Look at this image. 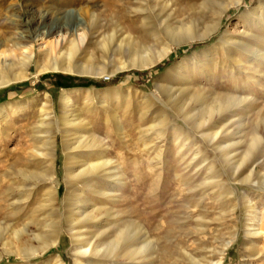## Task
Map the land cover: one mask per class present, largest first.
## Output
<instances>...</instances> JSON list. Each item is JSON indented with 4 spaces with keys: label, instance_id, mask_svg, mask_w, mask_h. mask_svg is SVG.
<instances>
[{
    "label": "rangeland",
    "instance_id": "obj_1",
    "mask_svg": "<svg viewBox=\"0 0 264 264\" xmlns=\"http://www.w3.org/2000/svg\"><path fill=\"white\" fill-rule=\"evenodd\" d=\"M220 1L224 0H0V52L15 63L14 70H21L17 60L30 52V46L35 60H43L42 48L59 38L64 42L59 50L76 43V63L101 70L36 75L32 64L26 79L0 88V106L6 108L0 114V264H76L66 220L58 245L40 251L29 263L18 253L41 246L49 237L43 233L45 222L56 220V216L48 220L49 211L38 208L44 199L38 175L48 164L42 144L54 134L61 204L68 190L67 166L77 167L102 155L116 167L120 181L112 196L91 197L98 211L94 226L82 228L87 236L100 237L99 243L105 244L133 224L154 244L151 254L131 259L122 243L115 255L92 256L87 264H264V58L239 49L229 57L219 45L225 30H241L242 14L258 7L260 20L244 41L264 52V0L231 5L218 30L176 45L154 64L134 62L140 56H157L173 42L171 30L183 25L191 24L196 35H202L218 17ZM79 19L84 25L74 30ZM19 33L25 37L17 40ZM215 45L219 65L209 75H193L186 91L184 81L170 70L183 58L209 52ZM158 80L182 87L178 102L186 104L194 97L186 106L190 113L224 99L226 129L214 124L215 113L209 119L200 112L207 122L199 128L186 122L162 98ZM67 90H78L71 115L78 118V132L71 134L66 147L60 129L64 128L61 96ZM46 93L53 103L43 111ZM217 131L222 146L232 145L234 166L203 136ZM178 133L182 138L174 140ZM83 136L96 138L92 148ZM17 199L18 204L12 205ZM104 230L99 237L91 233ZM144 240L139 234L132 242L138 245Z\"/></svg>",
    "mask_w": 264,
    "mask_h": 264
},
{
    "label": "bare ground",
    "instance_id": "obj_2",
    "mask_svg": "<svg viewBox=\"0 0 264 264\" xmlns=\"http://www.w3.org/2000/svg\"><path fill=\"white\" fill-rule=\"evenodd\" d=\"M224 1H228V2H224ZM224 1L222 3H221V1H220V3L218 2L219 3V10L217 12L218 17L214 20V22L207 24L204 27L202 35H199V36L196 35V30L193 28V26L191 24L183 25L178 29L171 30L173 42L166 45V47L162 48L163 50H161L157 56H154V57H141L140 56V58L137 57L134 60V62H139L140 66H145L147 64H154L158 60L167 57L171 53V50L173 48H175L176 45L181 44L182 42H188L189 40L194 39L196 37L205 38L208 35H211L212 33H214L216 30H218V28L220 26L222 14L225 13L231 7V5H233V4L238 5L242 2V0H224ZM249 13H251V16H249ZM257 13H258V7L253 9V11H251V12L245 11L242 14V17L244 18V24H243L241 30H239V31L236 30L234 32L233 31L230 32V29L225 30L223 37H221V39L219 41V45H222V47L225 51V54L227 56L233 57L234 54L236 53L235 49L236 50L239 49L241 51L248 52L249 54L256 53L261 58H264V52L263 51L262 52L256 51V49L253 46L247 44L244 41L245 38H247V36L248 37L251 36L252 27L254 25H256L260 20L258 18ZM82 25H84V22L82 19H79L74 25V30H77ZM53 32H54L53 30H50V32L48 34L51 35ZM24 37H25L24 34L19 33V35L16 36V39L20 40L21 38H24ZM61 44H64V42L62 39L60 40V38H59V40L57 39V41L55 43L45 44L44 48H42V50H41V56L43 57V60H35V56H36L35 51L33 50V47L30 46L29 47L30 52L28 54H24L19 60H17L18 63L16 61L17 65H19L21 67L20 71L14 70L15 69L14 66H16V65L13 61H11L9 59V57H7V55H5V52H0V88L7 87L16 81L26 79L28 76L29 67L32 64H35L36 75L41 74L43 72H47V71H58V70L64 71V72H75V73L82 74V75L100 74L101 73L100 69H98L92 65H84V64L76 63V61L74 59L75 50H76V43L74 41L70 42V45L68 46V48H66V50H62V47L59 50L58 46H60ZM219 45L213 46L209 52L204 51V53H202V54H195L193 56L183 58L181 61H179L170 70V73H173V75H176L178 77L177 79L184 81L183 83H185L186 87L184 86L185 88L184 87L183 88L186 89V91L188 90L187 86H189L190 83L192 82V76L193 75H195V74H207V75H209L210 73H212L214 71V69L217 68V66L219 64H218V61L215 58V56H217L219 54V48H218ZM55 47L57 50H59L58 53L54 52ZM53 52L55 53L54 60L52 59ZM256 72H258V71H256ZM156 86H157L158 92L160 94H162V98H165L167 100V102L172 105V107L175 109V111H177V113L180 116H182L184 118V120L186 122H188L189 124H191L192 126H194L196 128L203 126L207 122V121H205L207 116L209 115L208 118L211 119V117H213L212 115L214 113L216 114V117H217V120L214 123L215 125L219 126L221 129H226V127L228 126V122H227L228 116L225 114L226 111H224L228 104L224 99L217 98L213 102L205 103L206 105H205L203 110H201L199 112L197 111L196 113L195 112L190 113V111L188 110V108L186 106L194 98V97H192V95L186 104H185V101H183V102L181 101L182 103L177 101L180 98L181 92H183L181 89L182 87L178 88V87H175L174 84L171 82H168V81L162 82L160 80H158ZM188 92H189V90H188ZM77 93H78V90H70V91L67 90V91H64L62 93V96H61V103H62L63 114H64V122H62V123H63L64 128H62L60 130L63 133V138H64L65 144L66 143L68 144L67 141L71 140V134L72 133H73V135L76 133L75 136H77V132H78V130H77L78 129V122H76V119H78V118L77 117H76V119L71 118V115L74 112V110L72 112V109H73L74 104H75V97H76L75 95ZM197 95L199 96V94H197ZM43 96H44V98H42V100H41V101H43V105L41 106V109H43V111H44L46 104L53 103V100L51 99V97L48 93H46ZM162 100H161V103H162ZM203 100H201V101H203ZM9 108L14 109L12 105L9 106ZM5 109H6L5 106H0V114H2V112L5 111ZM200 112H204V113H206V115L207 114L208 115L206 117L201 115V117H200L199 116ZM50 114H51V112L46 113V115L48 117ZM214 119H215V117H214ZM44 120L45 119H43L40 122L42 125L45 124ZM52 120H53V118H52ZM80 121H82V120H80ZM49 123L47 122L46 124H49ZM80 123H79V125H80ZM59 124H61V123H59ZM212 124H213V122H212ZM207 125H208V123H207ZM49 127H51V126H49ZM85 131L86 130L84 129V132ZM81 134H80V136H82ZM218 134H219L218 131L217 132H210V133L208 132L207 134L205 133L203 136H204V138H208L210 142H213L212 144L217 145L219 147V149L222 151V154L227 158V161L230 162L234 166V163H232V161H231L232 156L230 155V151H229L230 150L229 148L232 145L228 144V145L222 146L221 145L222 141L218 138V136H219ZM54 135L49 136L50 141L47 139L48 142L45 141L42 144L45 151H46V153H44V154L48 156V157L46 156L48 159L46 160L45 163H48V164L45 167L46 169L44 171H41L38 175L40 178L39 181H40V183H42V186H43L41 193H42V196L44 197L42 203L39 204L38 208H40L41 210L47 209L49 211L47 214L48 220L49 219L52 220L53 217H55V216H56V220H52L50 222V224L45 222L46 227L43 230V233L48 234L49 237L48 238L45 237L47 239H45V241L39 247L33 248L30 246V247H25V248L21 249L18 252L20 254L21 258H23L27 263H29L30 260L33 257L37 256L40 251H47L51 247L58 245L59 244V237H60L61 230H62L61 225L63 224L64 220H66V222H67L66 228H67V231L69 232L70 237L72 239V244L75 246L76 255H77L76 264H87L90 260L89 257H92V256L115 255L116 253H118L119 246L122 243L124 245H127V249H126V253H125L127 255V258L133 259V258H137V256L145 257V255L151 254L152 250L154 249L153 241L150 240L148 238V236H146L147 233L143 232V230L140 226H137V225L134 226L133 224L132 225L128 224V226H126L123 230H120V232L117 233L116 236L112 240H110L109 242H107L105 244L102 243L103 241L101 242L102 244L99 243V241L97 239L100 238L99 237L100 235L101 236L104 235L106 230L101 231L100 233L97 231L91 232L93 235H94V233H96L97 237H99L97 239H93L94 236H87L88 231L85 232V230L82 229V228L86 227V225L87 226L88 225L94 226V224L92 222H93V219L95 218L94 214L98 211V207H96L92 203L91 197L95 196L98 199H100L101 197L107 198V199L110 198L112 196L111 192L115 191V188L117 187V182L120 181L117 174L115 173L116 167L115 166L113 167L112 162L105 160L102 155H100L99 157L97 156V158H95V159H86L77 167H69V166L66 167L67 168L66 179L68 182V185H67L68 190L65 194L63 204L60 203V201H59V188L56 185L57 177H56V168H55V162H54V159H55ZM181 135H182L181 133L176 134L174 137V140L175 139L180 140L182 138ZM83 137H85V141H87V143H90V144L93 143L96 139L94 137L89 138V139L86 138L87 136H83ZM88 137H90V136H88ZM74 140H72V141L76 142V140L75 141ZM259 140L260 139H258L257 141H259ZM79 141H82V139H80ZM67 144L65 145L66 147H67ZM93 144H91V148H92ZM84 145H86V144H84ZM86 146L88 147L89 145H86ZM86 146H84V147H86ZM80 147L84 148L81 146V144H80ZM67 150L69 151L68 148L66 149V151ZM69 154L70 153H68L67 156H69ZM74 154H75V152H74ZM247 154H248V152H246L244 154L245 158H247L246 157ZM71 155L72 154H70V156ZM74 156H76V154L73 155V157ZM67 158H69V157H67ZM74 160H76V159L74 158ZM67 162H68V160H67ZM74 162H76V161H73L72 163H74ZM243 162H245V161H243ZM69 165H71V164H69ZM111 167H112V169H111ZM48 180H50V183L47 182ZM107 180H109V182ZM107 182H108V184L106 185L105 183H107ZM110 200H112V199H110ZM17 204H18V199L14 200V202L12 203V205H14V206H16ZM107 210L108 209H106V213H107ZM102 211H104V210L102 209ZM99 221H100V219H99ZM256 233H257V230H256ZM139 234H141V236L144 237L145 240L142 243H139L138 245H134L132 241L135 238H137V236H139ZM37 236L38 237L42 236V233L38 234ZM3 245L5 246L6 243H4Z\"/></svg>",
    "mask_w": 264,
    "mask_h": 264
}]
</instances>
